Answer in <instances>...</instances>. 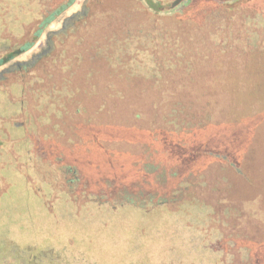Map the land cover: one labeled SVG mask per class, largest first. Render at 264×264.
Listing matches in <instances>:
<instances>
[{
	"label": "trees",
	"instance_id": "1",
	"mask_svg": "<svg viewBox=\"0 0 264 264\" xmlns=\"http://www.w3.org/2000/svg\"><path fill=\"white\" fill-rule=\"evenodd\" d=\"M75 1L39 0L32 22L0 33V87L20 85L16 120L33 128L23 171L54 203L193 209L226 264L228 179L244 174L232 153L250 136L264 146V0H84L50 29ZM243 242L241 259H257L264 245Z\"/></svg>",
	"mask_w": 264,
	"mask_h": 264
},
{
	"label": "rangeland",
	"instance_id": "2",
	"mask_svg": "<svg viewBox=\"0 0 264 264\" xmlns=\"http://www.w3.org/2000/svg\"><path fill=\"white\" fill-rule=\"evenodd\" d=\"M38 1L0 0V33H18L22 21L32 22L41 9ZM184 1L166 0L171 5ZM83 2L76 0L50 29L79 11ZM3 55L0 53V58ZM20 93L19 84L9 89L0 87V258L5 254L0 264H38L34 262V253L52 249L61 254L58 256L61 261L56 264H218L212 257L217 246L211 249L204 231L188 224V220H196L199 215L193 209L184 212L186 218L170 212L164 205L145 208L124 204L112 208V200L110 207L95 202L78 205L62 198L54 203L49 190L36 192L33 181L20 165L24 169L30 165L28 152L33 147L28 136L33 128H26L16 120L22 114ZM251 137L232 153L245 175L234 174V180L227 178V192L231 193L226 195L230 208L226 207L227 253L223 254L226 264H264V246L257 250L255 260L251 253L245 252L241 259L240 250L243 241H259L255 244L264 245V146L256 145ZM72 177L54 168L55 188H67ZM243 233H249L250 238L243 239ZM17 248L26 255L20 253V257ZM27 248L32 251L26 252Z\"/></svg>",
	"mask_w": 264,
	"mask_h": 264
}]
</instances>
